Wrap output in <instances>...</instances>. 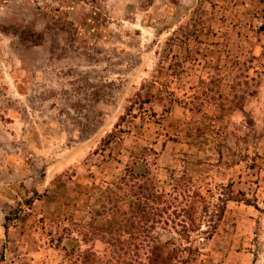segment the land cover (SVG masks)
<instances>
[{"label": "rangeland", "instance_id": "374dc122", "mask_svg": "<svg viewBox=\"0 0 264 264\" xmlns=\"http://www.w3.org/2000/svg\"><path fill=\"white\" fill-rule=\"evenodd\" d=\"M259 21L264 0H0V264H157L180 226L143 241L128 169L195 219L165 264H264ZM228 186L256 207L205 238Z\"/></svg>", "mask_w": 264, "mask_h": 264}, {"label": "trees", "instance_id": "16d2710c", "mask_svg": "<svg viewBox=\"0 0 264 264\" xmlns=\"http://www.w3.org/2000/svg\"><path fill=\"white\" fill-rule=\"evenodd\" d=\"M18 36L21 39L23 38L19 33ZM38 36L39 35L37 34L34 39L38 38ZM29 38L31 39L32 37ZM112 137L113 133H109L105 142L108 143ZM144 166L146 168V164ZM148 174L149 173L147 169L143 173H139L138 175H135L132 169H128L126 171V176L122 177L123 181H127V177L131 179L141 178L143 180V183L136 184L138 187L137 194H139L138 202H136L137 204L133 202L128 203V212H134L139 217L138 228L142 233L141 236L144 242L145 240H147L148 242V229L152 226L155 227L156 224H160L159 227L163 230H166V227L175 229L174 226H180V230H175V232L181 239L174 238L171 235L162 240L160 234L154 236L152 238V250L147 251L146 257L148 261L151 260L157 264H165L169 261H174V263L189 262L192 257L191 259L188 256L184 258L183 254L187 253V255L192 256L194 252H197V249L191 248L187 245H181L180 240H183L186 243H190V241L194 239V237H191L190 233L193 232L195 219L192 217V214L189 212V210H186L183 207H179V196L171 195V193L167 195L165 192L156 191L153 185H149L147 182L149 179ZM176 181H179V179L175 180L176 186L174 187V190L176 189L175 191H177V186L182 189V192H185V189L187 191V195L184 196L190 197L188 186L185 184H179ZM133 184L129 186L131 187ZM125 185H128V183ZM218 200L220 201V205H218L217 208L210 214V217L207 221L209 222L208 226L210 227V230L202 232L205 234V238H209L210 236H212L213 232L216 230L217 223L223 216L224 206L227 201L244 202L256 207L254 203H251V201L244 196V193H233L230 186L227 187V191H225L218 197ZM179 212H181V215ZM180 216H182L183 219H179ZM8 220V217H6V222ZM4 226L7 227V223H5ZM62 249L65 250L66 246L63 245Z\"/></svg>", "mask_w": 264, "mask_h": 264}, {"label": "built area", "instance_id": "2783aa9c", "mask_svg": "<svg viewBox=\"0 0 264 264\" xmlns=\"http://www.w3.org/2000/svg\"><path fill=\"white\" fill-rule=\"evenodd\" d=\"M257 24H258V27H262V26L264 27V22L263 21H259Z\"/></svg>", "mask_w": 264, "mask_h": 264}]
</instances>
